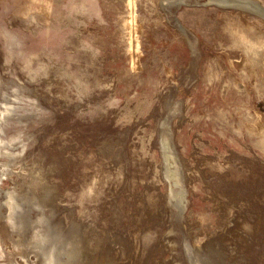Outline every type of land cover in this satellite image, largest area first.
Returning a JSON list of instances; mask_svg holds the SVG:
<instances>
[{
	"label": "rangeland",
	"instance_id": "374dc122",
	"mask_svg": "<svg viewBox=\"0 0 264 264\" xmlns=\"http://www.w3.org/2000/svg\"><path fill=\"white\" fill-rule=\"evenodd\" d=\"M0 248L264 264V0H0Z\"/></svg>",
	"mask_w": 264,
	"mask_h": 264
},
{
	"label": "bare ground",
	"instance_id": "6f19581e",
	"mask_svg": "<svg viewBox=\"0 0 264 264\" xmlns=\"http://www.w3.org/2000/svg\"><path fill=\"white\" fill-rule=\"evenodd\" d=\"M215 2H224V0H214ZM235 1V0H234ZM235 4V3H234ZM252 5V4H251ZM257 5V4H256ZM255 9V8H254ZM261 9V8H260ZM263 10V9H262ZM163 142V141H162ZM166 142V140H165ZM167 143V142H166ZM166 143H163L164 145V149H167L169 146L166 145ZM179 167V166H178ZM176 184V183H175ZM175 186V185H174ZM181 192V191H180ZM11 193V192H9ZM9 195V194H8ZM11 197H9V199H7V205H8V210L10 211V215H9V219H14V214L16 213V208H17V205L11 201L10 199ZM53 247V246H52ZM53 249V248H51ZM51 252V251H50ZM54 252V250H53ZM71 255V253H70ZM64 256V255H63ZM50 259H49V264H57V259L54 257V254L51 253L49 255ZM0 258H8V255L0 248ZM73 259V258H72ZM70 262V261H69Z\"/></svg>",
	"mask_w": 264,
	"mask_h": 264
},
{
	"label": "water",
	"instance_id": "95a60500",
	"mask_svg": "<svg viewBox=\"0 0 264 264\" xmlns=\"http://www.w3.org/2000/svg\"><path fill=\"white\" fill-rule=\"evenodd\" d=\"M209 1H211V2H215L214 0H208V2ZM217 3V2H216ZM180 4H184V3H180ZM182 26L180 25V28H181Z\"/></svg>",
	"mask_w": 264,
	"mask_h": 264
}]
</instances>
